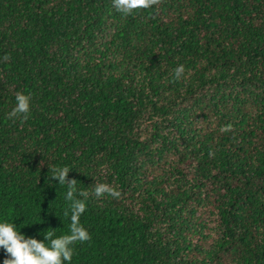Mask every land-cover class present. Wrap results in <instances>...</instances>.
<instances>
[{"label":"trees","instance_id":"trees-1","mask_svg":"<svg viewBox=\"0 0 264 264\" xmlns=\"http://www.w3.org/2000/svg\"><path fill=\"white\" fill-rule=\"evenodd\" d=\"M0 221L85 228L66 264H264V0H0Z\"/></svg>","mask_w":264,"mask_h":264},{"label":"clouds","instance_id":"clouds-1","mask_svg":"<svg viewBox=\"0 0 264 264\" xmlns=\"http://www.w3.org/2000/svg\"><path fill=\"white\" fill-rule=\"evenodd\" d=\"M112 3L116 11L123 15H130L135 9L149 7L153 0H112ZM183 71L184 66L178 65L173 70L174 77L179 79ZM15 101V106L9 115L14 117L21 114L26 118L30 110V97L18 92ZM224 130H227V127ZM49 171H51L49 179L57 181L58 184H67L68 194L71 195L73 180L66 179L70 171L69 168L66 166H53ZM105 193L112 197H119L120 195L119 191L107 184L99 183L95 185L94 194L97 197ZM78 207L82 208V206ZM77 239L80 241L88 240V231L80 227L74 230L71 237L52 238V234L49 233L44 236V239L38 240L35 237H26L20 230L17 231L12 222L0 221V248L7 254L2 264H66L72 258V249L69 244ZM45 240L48 241L47 244Z\"/></svg>","mask_w":264,"mask_h":264}]
</instances>
